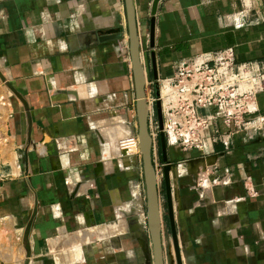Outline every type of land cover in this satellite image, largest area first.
I'll list each match as a JSON object with an SVG mask.
<instances>
[{
  "label": "crops",
  "instance_id": "0c3cea01",
  "mask_svg": "<svg viewBox=\"0 0 264 264\" xmlns=\"http://www.w3.org/2000/svg\"><path fill=\"white\" fill-rule=\"evenodd\" d=\"M152 1L132 0L141 55H153L155 81L142 60L146 96L182 62L224 50L264 73V0H161L150 48ZM115 28L121 39L99 42ZM0 73L31 120L28 134L21 104L0 87L10 100L1 157L11 175L0 184V264L25 260L34 209L28 264H150L141 158L116 148L137 137L124 0H0ZM253 107L249 119L264 118V92ZM212 122L224 140L204 155L165 139L181 262L264 264V124L236 131ZM152 162L163 166L159 144Z\"/></svg>",
  "mask_w": 264,
  "mask_h": 264
},
{
  "label": "built area",
  "instance_id": "2783aa9c",
  "mask_svg": "<svg viewBox=\"0 0 264 264\" xmlns=\"http://www.w3.org/2000/svg\"><path fill=\"white\" fill-rule=\"evenodd\" d=\"M157 97L146 96L148 130L151 152L158 149L159 129L154 103L159 101L166 141L181 151H195L204 155L210 143L218 138L213 120L236 131L255 129L264 124V118L250 120L256 96L264 92V73L251 63H235L231 50L210 55H200L179 64L171 78L156 81ZM10 107V100L0 96V184L11 177L1 155L10 144V137L3 132V120ZM208 112V113H207ZM254 122V123H252ZM252 127V128H251ZM119 156L139 154L136 136L117 141ZM160 180L161 167H154Z\"/></svg>",
  "mask_w": 264,
  "mask_h": 264
},
{
  "label": "water",
  "instance_id": "95a60500",
  "mask_svg": "<svg viewBox=\"0 0 264 264\" xmlns=\"http://www.w3.org/2000/svg\"><path fill=\"white\" fill-rule=\"evenodd\" d=\"M161 0H153L150 8V21H149V34H148V45L150 48L153 47V37H154V23L155 14L157 10L158 3ZM125 6V17H126V31L128 38V53L131 62V71L134 85V95H135V117L137 122V139L139 154L141 158L143 182L145 188V200H146V226L150 239L151 246V263L150 264H182L179 244L177 240V234L175 232L173 224V207L171 200V189L169 173L171 170L176 168V164H171L166 158V141L163 134V120L161 115V108L159 101L154 103L155 116L157 120V125L159 129L158 134V144L160 148L161 161L163 166L160 170V177L164 190V209L167 219L169 234L171 238V244L169 250L166 252L163 250L161 241V228H162V212L160 209V199H159V185L158 174L155 173L153 162H152V152H151V138L148 130V109L146 104V94L145 85L147 82V74L143 68L142 60L145 63L149 61L152 68V77L154 81L156 80L154 76L153 67V55L142 57L139 39L137 35V26L135 20V12L133 8L132 0H124ZM100 35L99 42H105L110 40H118L122 38L121 28H115L106 30L104 32H99ZM0 82L4 87L11 93V95L21 104L27 120V132L30 133L31 120L29 117V112L24 99L18 94V92L5 81L0 73ZM154 96L157 97V86H153ZM193 164V162H190ZM36 210L32 211L31 217L24 230V248H25V260L22 264H28L29 258L31 256L30 247L28 243V237L32 226V220L35 217ZM172 252V254H171ZM145 264H149L148 259Z\"/></svg>",
  "mask_w": 264,
  "mask_h": 264
},
{
  "label": "rangeland",
  "instance_id": "374dc122",
  "mask_svg": "<svg viewBox=\"0 0 264 264\" xmlns=\"http://www.w3.org/2000/svg\"><path fill=\"white\" fill-rule=\"evenodd\" d=\"M0 87H2L5 90V87L1 82H0Z\"/></svg>",
  "mask_w": 264,
  "mask_h": 264
}]
</instances>
